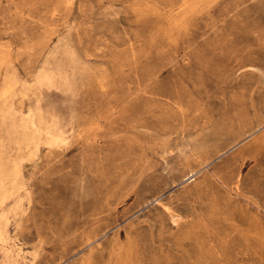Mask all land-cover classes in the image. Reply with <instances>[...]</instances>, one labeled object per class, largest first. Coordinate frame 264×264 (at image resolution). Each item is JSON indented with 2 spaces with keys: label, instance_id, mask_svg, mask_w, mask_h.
Segmentation results:
<instances>
[{
  "label": "rangeland",
  "instance_id": "obj_1",
  "mask_svg": "<svg viewBox=\"0 0 264 264\" xmlns=\"http://www.w3.org/2000/svg\"><path fill=\"white\" fill-rule=\"evenodd\" d=\"M0 264H264V0H0Z\"/></svg>",
  "mask_w": 264,
  "mask_h": 264
}]
</instances>
